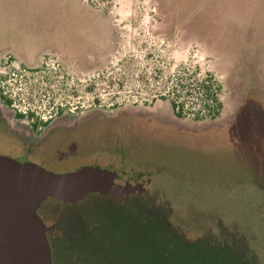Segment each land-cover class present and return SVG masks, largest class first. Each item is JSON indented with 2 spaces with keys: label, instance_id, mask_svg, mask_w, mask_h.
<instances>
[{
  "label": "rangeland",
  "instance_id": "rangeland-1",
  "mask_svg": "<svg viewBox=\"0 0 264 264\" xmlns=\"http://www.w3.org/2000/svg\"><path fill=\"white\" fill-rule=\"evenodd\" d=\"M58 55L102 60L76 75ZM0 71L21 111L47 118L53 106L55 122L76 120L80 136L55 148L57 164L145 188L46 199L37 215L51 264H264V0H0ZM201 82L217 90L219 115L176 117L172 101L198 110ZM15 111L0 155L44 166L57 140L35 137Z\"/></svg>",
  "mask_w": 264,
  "mask_h": 264
},
{
  "label": "water",
  "instance_id": "water-1",
  "mask_svg": "<svg viewBox=\"0 0 264 264\" xmlns=\"http://www.w3.org/2000/svg\"><path fill=\"white\" fill-rule=\"evenodd\" d=\"M99 166L54 173L32 162L0 155V264H51L45 226L37 210L46 199L75 204L87 196L121 198L142 194L140 183H118Z\"/></svg>",
  "mask_w": 264,
  "mask_h": 264
},
{
  "label": "flooded vegetation",
  "instance_id": "flooded-vegetation-1",
  "mask_svg": "<svg viewBox=\"0 0 264 264\" xmlns=\"http://www.w3.org/2000/svg\"><path fill=\"white\" fill-rule=\"evenodd\" d=\"M58 56L59 57H54V58L57 59L58 61H60L63 65L69 64V65H67V67L72 66L73 72L76 75H81L82 73H88V72L95 70L99 61L102 60V57H88V60H95V62H94L95 64H93L91 66L87 65V66L83 67L80 64V61L76 57H73V58L67 57L66 58V57H63L62 55H58ZM37 58H38V60L44 59V57H36V59ZM4 62H5V64L9 62V65H13L12 62H16L18 64L17 68L23 67L26 69H32L34 67V64L36 62H39V61H35L34 58L32 60H29V59H18L17 60L13 57H5ZM21 71H25V70L23 69ZM0 72H2V71H0ZM11 75L13 76L14 74H11ZM9 80H10V78L8 80H4V82H3L2 79L0 78V133L5 135V134H11L14 131V127L9 126L10 127L9 128L7 125L8 123L5 121V118H4V114L6 113V111L8 109L14 108L16 110L14 112L15 117H17L18 119H29L30 127H31V130L34 132L35 137H37L41 140H44V141L45 140L46 141L47 140H51V141L57 140V142H58V143L51 144L49 146H45V151L49 152V154L46 153V155H49V157L46 156L47 159L44 158V161H43L44 166H42L41 164H37L33 161H26V160H24V161L23 160H17V161H19V162H32V163H35V164L43 167L44 169H46L48 171H50V169L53 167L54 168L56 167L58 169L66 171V169H67L66 167H68V166L57 164V162L66 161V159H64V158L61 159L58 157L54 158L51 155H52L53 151L56 152L55 148L59 144L61 145L65 141L66 142L71 141L73 139V137L75 138V137L80 136L79 132H78L79 131V129H78L79 125L78 124L75 125L76 120L74 119V121L72 123H71V120H69V119H60L59 121L55 122V120L58 116L60 117L61 115H63L62 114L63 108H57V107L53 108V106L49 107L48 110L43 109L46 114H49V116L47 118L41 116L39 112H35L31 108L27 109V111H21L20 109H18L17 105H15V102H13L10 97H6L3 94V93H5L4 89L7 88V85H12L11 83H9ZM5 84H6V86H5ZM75 108H77V107H75ZM51 112H52V114H51ZM73 128H75V129H73ZM71 131H72V133H71ZM3 132H5V134ZM57 138L59 140L60 139L61 140L58 141ZM53 155H55V154H53ZM8 157H10V156H8ZM46 165L49 166L50 168L45 167ZM83 166H81V167H83ZM87 166H91V165H87ZM49 232H50V230L46 234L48 243H49V239H48Z\"/></svg>",
  "mask_w": 264,
  "mask_h": 264
},
{
  "label": "trees",
  "instance_id": "trees-1",
  "mask_svg": "<svg viewBox=\"0 0 264 264\" xmlns=\"http://www.w3.org/2000/svg\"><path fill=\"white\" fill-rule=\"evenodd\" d=\"M197 91L201 94V98L199 99L201 105L197 111L184 107V104H179L174 101L171 102L172 111L176 117H182L184 110L193 111L192 116L196 120L202 118L213 120L219 115L221 103L216 98L215 91L217 90L213 88L212 84L209 82H201L200 87H197Z\"/></svg>",
  "mask_w": 264,
  "mask_h": 264
}]
</instances>
